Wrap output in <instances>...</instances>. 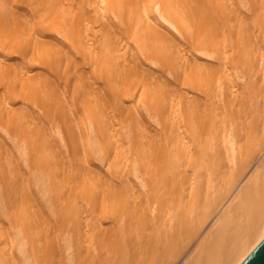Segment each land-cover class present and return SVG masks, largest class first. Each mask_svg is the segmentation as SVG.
Wrapping results in <instances>:
<instances>
[{
    "label": "bare ground",
    "instance_id": "bare-ground-1",
    "mask_svg": "<svg viewBox=\"0 0 264 264\" xmlns=\"http://www.w3.org/2000/svg\"><path fill=\"white\" fill-rule=\"evenodd\" d=\"M263 239L264 0H0V264Z\"/></svg>",
    "mask_w": 264,
    "mask_h": 264
},
{
    "label": "water",
    "instance_id": "water-1",
    "mask_svg": "<svg viewBox=\"0 0 264 264\" xmlns=\"http://www.w3.org/2000/svg\"><path fill=\"white\" fill-rule=\"evenodd\" d=\"M242 264H264V239L242 262Z\"/></svg>",
    "mask_w": 264,
    "mask_h": 264
}]
</instances>
